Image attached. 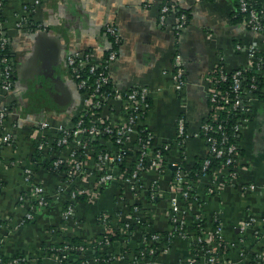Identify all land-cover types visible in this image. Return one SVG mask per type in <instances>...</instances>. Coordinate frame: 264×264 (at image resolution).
<instances>
[{"label": "crops", "instance_id": "1", "mask_svg": "<svg viewBox=\"0 0 264 264\" xmlns=\"http://www.w3.org/2000/svg\"><path fill=\"white\" fill-rule=\"evenodd\" d=\"M28 1L4 0L0 16V29L11 49L14 79L12 87L4 89L0 66V251L8 256L23 255L30 264H64L48 247L55 248L56 243L74 235L93 247L107 230L101 219L107 213L112 227H121L126 238L102 245L111 253L102 262L92 247L85 248L81 256L87 264H129L138 256L143 230L137 223L131 229L123 224L140 211L151 220L147 229L160 234L155 257L161 264H188L190 259L194 264H207L206 254L194 252V233L187 237L177 234L171 220L172 161L177 160L187 175L195 173L190 185L194 198L185 210L187 221L191 224L200 212L205 227L221 223L227 240L222 263L261 264L264 92L251 98L237 134L236 177L212 192L215 175L224 171L215 163L203 172L212 153L201 125L212 113L209 87L215 71L249 67L246 46L256 41L264 53V29L253 30L247 24L239 15L238 0H172L176 8L164 21L160 16L164 0H42L28 12L33 24L27 21L29 24L20 26L19 21L27 20L24 4ZM178 8L190 13L180 33L175 28ZM109 24L120 32L118 56L109 67L111 84L122 89L149 87L151 104L138 125L153 131L156 147H169L165 167L142 169L137 188L126 180L139 155L136 133L122 148L127 170L114 166L116 176L105 184L98 182L105 170L98 153L117 150L112 137L103 135L86 143L71 137L65 145L49 147L87 108L68 55L88 52L100 63L113 46L106 29ZM177 51L185 71L181 89L174 78ZM123 104L122 98H110L95 108V114L118 123L124 120ZM180 116L185 117L188 132L183 142L177 131ZM43 119L50 122L49 127L39 125ZM6 133L11 140H4ZM41 139L48 144L44 149L38 147ZM73 151L82 153L83 167L71 178L65 163L59 164L63 169H54L58 166L54 160L69 158ZM251 183L256 187H245ZM36 185L43 187L47 203H39ZM154 185L156 196L152 198L148 191ZM69 205H73L70 214ZM28 212L33 216L28 217ZM138 264H152V259Z\"/></svg>", "mask_w": 264, "mask_h": 264}, {"label": "built area", "instance_id": "2", "mask_svg": "<svg viewBox=\"0 0 264 264\" xmlns=\"http://www.w3.org/2000/svg\"><path fill=\"white\" fill-rule=\"evenodd\" d=\"M42 0H29L24 4V11L28 12L35 10L36 7L41 3ZM239 2V12L245 14L244 18L247 24L253 30L264 29V1L260 0H238ZM4 0H0V12L2 10ZM258 4V5H257ZM176 7L172 0H164L161 6V19L164 21L167 18L169 12L174 10ZM27 20L19 21V25L29 24ZM189 17L185 11L180 12L177 15V20L175 23V28L178 33H180L188 24ZM107 32L110 34L113 46L109 49L107 55L103 58L100 63H96L92 59L90 53H84L81 51H75L68 55V62L72 68L73 74L77 79L79 88L83 93V98L86 104V110L77 118L75 125L71 129H65L64 133L57 138L55 143H51L49 147L54 149L55 147H60L67 144L71 137H75L78 141L88 142V138H95L103 135L112 137L114 143L117 146V150L104 149L98 153L99 161L104 164L105 170L100 175L98 182L100 184L106 183L109 180H113L116 176L114 166L117 165L125 157V151L122 149L123 145L131 137L132 133H136V140L139 145V155L137 162L134 167L129 170V174L126 175L127 182L133 188H137L135 184L136 179L139 177V172L147 167H157L163 169L165 163L162 161L164 147H156L154 145V133L153 131L144 126L143 124L138 125L142 119L147 115L150 107L149 92L150 89L146 85L132 86L126 89L115 87L111 84V74H110V64L118 56V44L120 42V32L116 26L109 24L107 27ZM7 42L6 36L0 35V43L4 46ZM250 65L249 68L253 67L255 62L264 61V57H260L257 54L258 42L253 41L251 44L246 46ZM4 62L2 67V86L4 89H10L14 82L13 72L11 64L8 61V57L2 56L0 59ZM176 69L174 71L175 86L179 89L183 88L185 84V71L182 66V54L177 51L175 55ZM260 69L258 68V72ZM219 74H214L211 86L209 87V97L212 103V113L209 118H207L201 125V131L204 137L207 139L210 150L211 157L207 158L204 164L203 172L206 173L208 167L214 164L212 159L215 157L218 159L216 166L223 169V174H216L214 185L210 187L209 191H215V188H223V186L229 181V179L235 178L237 175V165L239 157V143L237 140V134L241 128L242 122L246 120V114L249 111L250 100L254 93L252 87L257 86L256 83H252V87H242V68H237L232 71L231 84L227 89H221L217 86L216 81L226 80L230 72L227 69L219 68L217 71ZM241 91L244 96H241L239 92ZM122 98L124 100L123 108L125 112L124 120L118 123H113L103 119L102 117L95 114V108L102 105L103 102L110 98ZM234 109L235 114H238V118L235 121L233 130H228L223 119L220 117L219 112L221 110ZM91 114L92 116L86 118V115ZM1 115L3 112L1 111ZM41 127H49L50 122L47 119L39 121ZM177 131L182 139V142L186 139L187 125L184 116H180L177 123ZM4 140H11V134L6 133L4 135ZM48 146L45 139H41L38 143L40 149H44ZM167 148V145L165 146ZM82 153L73 151L69 158H63L58 156L54 163L56 165L65 163L68 166V175L72 178L75 174V170H81L83 167L82 158L80 157ZM172 165L175 167L174 184H173V194L171 195L170 201V216L172 223L174 225V230L177 234L182 236H190L194 230L190 229L185 215L186 205L188 202L194 198L190 190V185L193 178H190L182 163L180 161H172ZM126 167L127 164H126ZM127 170V168H126ZM124 170V171H126ZM70 178V179H71ZM138 185V184H137ZM139 186V185H138ZM246 188H255L256 185L251 183L245 186ZM36 191L39 194L38 201L40 204H45L48 202L46 195L42 194L43 187L40 185L35 186ZM75 194L77 195L76 190ZM83 192V190H80ZM152 197L156 196L155 185L150 188ZM73 212V205H69L67 208V213ZM33 213L28 212V217H32ZM201 213L197 212L196 217H200ZM108 214H103V222L105 223L107 230L111 231L112 227L107 222ZM130 220V219H128ZM194 240L202 244L204 248V253L206 254L207 264H224L220 260L221 255L224 254L227 249V240L223 235V226L218 221L216 224L211 225L203 229L202 233L196 235L194 234ZM151 239L159 240L160 234L158 232H152ZM105 241H109V237L105 238ZM143 242L147 244V248H143L140 252L141 258L138 256L129 264H138L142 259L150 257L152 259V264H161L156 260L155 253H157V248L151 245L150 240L147 236L143 237ZM224 247V251L220 252L219 246ZM201 247V248H202ZM1 253V251H0ZM66 254L60 255L58 257L62 260ZM261 264H264V251L261 254ZM18 257L14 256L13 261H17ZM0 263L5 264L0 257ZM82 264H87L83 261ZM188 264H194V259H190Z\"/></svg>", "mask_w": 264, "mask_h": 264}, {"label": "trees", "instance_id": "3", "mask_svg": "<svg viewBox=\"0 0 264 264\" xmlns=\"http://www.w3.org/2000/svg\"><path fill=\"white\" fill-rule=\"evenodd\" d=\"M238 10H239V6H238ZM182 11H185L188 14V17L190 19V13L186 9L178 8L176 12H177V14H180V12H182ZM1 13L2 12H0V16H2ZM239 15L241 17L245 16V14L241 11H240ZM28 21L30 24H33L32 19L30 17H28ZM0 35L6 36V34L1 29H0ZM10 50L11 49L9 47L8 40L4 46L0 43V59L2 58V56L6 55L8 57L9 63L11 64V57H10L11 51ZM257 54L260 57H264V53L262 51H260L259 49L257 50ZM0 66L1 67L4 66V62H2L1 60H0ZM258 68L260 69L259 72H258ZM232 71H234V70H230V72L228 73L229 77L226 80L216 81V84L219 88L227 89L230 87V84L232 81V79H231ZM215 73L219 74V72H215ZM242 78H243L242 87H252L251 84L254 82L257 84V86L252 87V91L254 93L262 95V92H264V61L262 60V61L255 62L254 66L252 68L251 67L250 68L249 67H242ZM239 94L241 96H244V94H242L241 91L239 92ZM149 99H150V97H149ZM219 114H220V117L224 121L225 127L228 130H233L235 121L238 118L237 117L238 114L237 115L235 114V110L234 109L221 110L219 112ZM91 116H92L91 114H88V115H86V118H89ZM144 126H146V125H144ZM96 139H97V137H95V138L92 137V138H88V141L94 142ZM158 147H164V148H162V151H163L162 161L165 163L169 147L165 148V146H163V145H160ZM212 161H213L212 164H215L218 162V159L213 157ZM49 164L51 165V162ZM197 166L199 168L201 165L197 164ZM117 167L119 168V171L126 170L125 157L117 163ZM57 168H60V170L63 169V167H61L59 165L57 167H54V169H57ZM194 174H191L188 176L190 178H194L195 177ZM103 184H105V183H103ZM148 193L150 194V197H152L150 189H149ZM152 198H154V196ZM150 200H152V199H150ZM134 209H135V207H134ZM139 209H140V207H139ZM103 214L101 215L102 220H103ZM143 214L144 213H142L140 211H137L136 213L134 212V215L132 217L133 220H128L123 224L125 227L131 229L134 227V224L137 223V224H139V226L143 230L142 237H141V245L138 248L139 253H137L139 258H141L140 252L142 251V249L147 248V246H148L147 244H145L143 242L144 236H147L150 240L151 245L155 246L156 248L159 247V242H161V241H158L155 239H151L152 232L149 229H147V226L150 224L151 220L149 219V217H147V215L145 216ZM107 222L112 227V222H111L109 215L107 217ZM188 226L190 229L194 230L193 233L196 235L202 233L203 229L206 228L202 215L198 218L195 216L194 220ZM121 229H122L121 227H120V229H115L114 227H112L111 231H106L104 234H102L100 241H97L93 247H92V245L91 246L87 245V243L83 239L74 235L72 237H69V239H67L66 241L56 243L55 248L50 249V247H48V249L50 251L59 253L60 255L66 254V256L62 258V260L59 259L60 262H62L64 264H82V262L85 261L84 260L85 257L81 256V254L85 252V248L87 249L88 247L89 248L92 247L90 250L93 249L92 251L94 252V254L99 256L100 257L99 261L102 262L103 259H107V257H110L111 253L109 254L108 250L103 249L101 246L102 245L107 246L112 241H115L119 238H124L126 234H125V232L123 233V231H121ZM161 234L164 235L163 233H161ZM166 234H168V232H166ZM106 237H109L108 243L105 242ZM103 242H105V243H103ZM192 247L194 249V252L204 253V251H203L204 248L202 247V244L200 242L192 240ZM219 247H220L219 248L220 252H223L225 250L222 245ZM156 255H157V253H155V256ZM0 257L2 258V261L6 262L5 264H30V261L27 258H25L23 255H17L16 256V257H18L17 261H13L14 256H8L2 252L0 253ZM0 264H3V263H0Z\"/></svg>", "mask_w": 264, "mask_h": 264}, {"label": "water", "instance_id": "4", "mask_svg": "<svg viewBox=\"0 0 264 264\" xmlns=\"http://www.w3.org/2000/svg\"><path fill=\"white\" fill-rule=\"evenodd\" d=\"M47 67V66H46ZM14 69V68H13Z\"/></svg>", "mask_w": 264, "mask_h": 264}]
</instances>
